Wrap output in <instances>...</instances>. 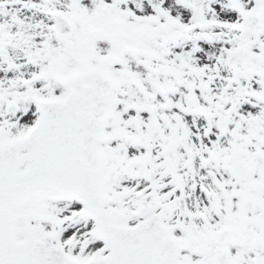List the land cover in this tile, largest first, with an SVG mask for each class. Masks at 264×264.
I'll return each instance as SVG.
<instances>
[{"label":"snow or ice","instance_id":"obj_1","mask_svg":"<svg viewBox=\"0 0 264 264\" xmlns=\"http://www.w3.org/2000/svg\"><path fill=\"white\" fill-rule=\"evenodd\" d=\"M0 264H264V0H0Z\"/></svg>","mask_w":264,"mask_h":264}]
</instances>
